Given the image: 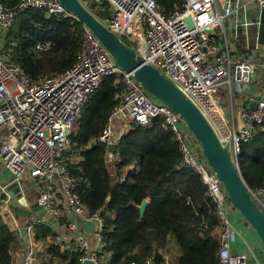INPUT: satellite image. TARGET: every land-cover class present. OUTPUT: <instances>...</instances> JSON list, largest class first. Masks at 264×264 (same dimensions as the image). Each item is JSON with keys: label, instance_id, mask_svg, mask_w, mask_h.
I'll return each mask as SVG.
<instances>
[{"label": "built area", "instance_id": "obj_1", "mask_svg": "<svg viewBox=\"0 0 264 264\" xmlns=\"http://www.w3.org/2000/svg\"><path fill=\"white\" fill-rule=\"evenodd\" d=\"M80 1L92 12L94 5L109 3L111 14L99 18L122 40L128 39L147 63L157 67L198 106L240 168L242 141L251 140L256 126L264 122V45L259 42L264 0H185L181 9L168 15L157 0ZM250 4L258 8L252 14L247 11ZM27 8L42 10L48 16H72L60 0H20L13 8L0 0V164L15 179L46 182L37 195L38 204L46 206L54 219L66 215L69 220L64 228L67 232L59 234L54 242L65 249L82 250L83 261L89 258L94 264H109L112 257L111 252L103 253L104 220L100 213H91L84 205L66 160L73 136L82 127L84 106L106 77L115 75L123 83V99L110 113L100 139L113 147L118 138V121L148 125L156 118L164 119L180 141L181 165L200 176L223 223L218 264H249L255 255L252 246L242 251L234 249L240 234L232 221L237 209L228 200L227 191L207 163L192 131L178 113L149 95L132 72L117 66L88 27L83 28L82 50L75 65L51 77L33 80L10 52L1 51L6 31L20 10ZM187 15L192 16L193 28L188 26ZM251 27L257 28L254 47L248 37ZM241 37L245 47L251 49L248 55L238 56L231 47ZM50 45L47 40L36 43L40 50ZM225 83L240 92L253 91L254 84L258 86L259 92L250 98V103L257 101L256 107L241 109V127H230L223 114L219 88ZM108 156L110 161L114 159L111 148ZM249 190L264 211V187ZM88 220L95 224L91 232L83 228ZM50 221L46 215L30 219L26 249L17 264H36L39 244L34 239V229ZM54 226L60 227L58 223ZM169 261V255L164 254L159 264ZM142 264L158 263L150 257Z\"/></svg>", "mask_w": 264, "mask_h": 264}, {"label": "trees", "instance_id": "obj_2", "mask_svg": "<svg viewBox=\"0 0 264 264\" xmlns=\"http://www.w3.org/2000/svg\"><path fill=\"white\" fill-rule=\"evenodd\" d=\"M2 1L10 8L20 2ZM157 1L167 15L185 3ZM93 12L102 19L109 16V3L94 5ZM83 28L73 16H48L39 9H22L6 31L1 51L10 52L33 80L51 77L77 62ZM43 40L51 45L40 50L36 43ZM123 41L131 45L128 39ZM244 44V37L235 42L238 56L250 53ZM123 93L121 80L107 76L84 106L82 127L73 136L66 160L84 205L104 220L103 253H112L109 264H142L150 257L159 264L164 254H171L169 264H218L223 223L200 176L181 165L180 141L164 119L156 118L148 125L133 123L118 136L113 149L100 139ZM239 161L248 186L264 187V122L256 126L251 140L242 141ZM145 199L149 202L141 216L140 205ZM56 223L60 227L54 226ZM68 225V217L62 215L35 226L34 239L39 244L36 264H83L82 250L65 249L54 242L61 227ZM19 234L0 220V264H17Z\"/></svg>", "mask_w": 264, "mask_h": 264}, {"label": "water", "instance_id": "obj_3", "mask_svg": "<svg viewBox=\"0 0 264 264\" xmlns=\"http://www.w3.org/2000/svg\"><path fill=\"white\" fill-rule=\"evenodd\" d=\"M60 2L73 17L77 18L97 36L109 51L117 66L132 72L149 95L180 115L200 143L207 163L221 180L227 191L228 200L253 227L264 245V211L253 199L249 186L242 175L241 169L233 159L229 148L222 144L211 123L198 106L157 67L147 63L134 47L126 44L118 34L107 27L80 0H60ZM185 19L188 26L193 28L194 21L192 16L187 15ZM207 31L210 32L209 30ZM259 42L264 45V9L261 12ZM254 87H257V84H254ZM256 105V100L250 104L251 107H256ZM14 182L16 185L20 184L19 179H14ZM13 197L18 198L15 195ZM20 201L24 202L25 198L22 197ZM148 202L149 199H145L140 205L141 216H143ZM33 213L46 215L49 220L54 219L53 214L48 211L47 207L38 204L37 200L31 203L30 209L23 207L18 209V215L21 217L30 218ZM94 226V222L88 220L84 222L83 228L87 232H91ZM19 231L23 241L27 243V225L23 224L20 226ZM83 264H94V262L87 258L83 261Z\"/></svg>", "mask_w": 264, "mask_h": 264}, {"label": "crops", "instance_id": "obj_4", "mask_svg": "<svg viewBox=\"0 0 264 264\" xmlns=\"http://www.w3.org/2000/svg\"><path fill=\"white\" fill-rule=\"evenodd\" d=\"M254 6L255 5L253 4L248 5L247 11L252 14L253 9H258ZM231 47L235 50V52H239L237 46H235V42H232ZM258 92V86L254 88V91L249 90L246 92H240L235 87H232L229 83L221 85V106L223 114L227 118L230 127L243 126L244 121L241 117V109L250 105L251 96L257 95ZM222 95H224L223 100ZM132 125L133 123L129 122L128 120L118 121V132L121 134L123 131L131 128ZM14 179L15 177L13 174H11L7 169L3 168V166L0 164V220L5 222L10 228L19 231V227L23 224L27 225L30 219L36 216V214L33 213L30 218L21 217L18 215V209L20 207L30 209L31 203L36 200L39 192L46 187V182L31 178H24L20 179L19 185H16ZM13 195L17 196L18 198H14ZM22 197L25 198L24 202L20 201ZM9 207H12L13 211L9 212ZM232 221L240 232L236 238L234 249L236 251H242L247 247V245H251L255 255L249 261V264H264V245L253 227L237 210L233 212ZM65 227L66 226L61 227L59 234L67 232V230H64ZM25 249L26 243L23 241L22 237H20L15 251L17 260L23 256Z\"/></svg>", "mask_w": 264, "mask_h": 264}, {"label": "rangeland", "instance_id": "obj_5", "mask_svg": "<svg viewBox=\"0 0 264 264\" xmlns=\"http://www.w3.org/2000/svg\"><path fill=\"white\" fill-rule=\"evenodd\" d=\"M256 35H257V28L256 27H251L249 28V34H248V37L250 38L251 40V47H254L255 45V38H256ZM223 85V84H222ZM219 98H220V102H221V95H220V89H219ZM223 97L224 95H222V100H223ZM222 105V103H221ZM129 122H131L129 120ZM132 123V122H131ZM120 135V133H118V136ZM168 255V254H167ZM171 256V254L169 255V257ZM171 258V257H170Z\"/></svg>", "mask_w": 264, "mask_h": 264}]
</instances>
